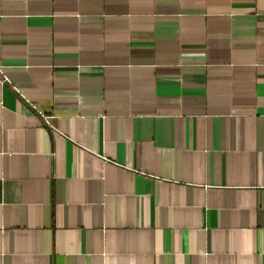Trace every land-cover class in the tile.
Here are the masks:
<instances>
[{
	"label": "crops",
	"instance_id": "0c3cea01",
	"mask_svg": "<svg viewBox=\"0 0 264 264\" xmlns=\"http://www.w3.org/2000/svg\"><path fill=\"white\" fill-rule=\"evenodd\" d=\"M0 264H264V0H0Z\"/></svg>",
	"mask_w": 264,
	"mask_h": 264
}]
</instances>
